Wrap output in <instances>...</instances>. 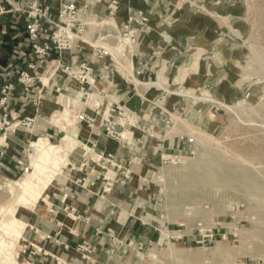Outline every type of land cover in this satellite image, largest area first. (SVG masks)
<instances>
[{
    "label": "crops",
    "instance_id": "crops-1",
    "mask_svg": "<svg viewBox=\"0 0 264 264\" xmlns=\"http://www.w3.org/2000/svg\"><path fill=\"white\" fill-rule=\"evenodd\" d=\"M31 2L48 6L46 18L50 20L60 4H73L86 22L83 34L109 46L125 21L141 17L137 23L140 40L131 54L119 57L121 52L112 50L111 57L98 58L81 43L36 60L25 30ZM107 3L0 0L8 9L0 14V97L3 87L11 85L0 110V119L6 114L9 121L0 130V200L5 184L26 166L31 136L50 142L61 138L66 129L87 147L83 150L81 146L72 155L70 163L81 161L77 172L72 176L68 167V175L47 190L44 200L40 198L32 210L22 214L25 226L20 253L26 264H126L127 259L158 243L161 223L155 217L158 207L146 179L152 177L161 153L183 152L187 147L184 134L167 131L174 124L170 113L183 116L190 107L192 124L212 125L210 116L205 122L199 116V106L188 104L194 99L189 95L222 97L221 82L239 51L235 27L240 0H116L112 17ZM48 19L41 21L47 32L40 33L36 44L49 42L54 27ZM82 63L91 68V84L81 85L63 72L65 67L76 71ZM22 70L30 79L28 84L18 81ZM84 90L98 96V112L93 110L92 97L87 105L82 104ZM223 92L233 98L235 88ZM65 99L68 112L91 114L94 125L88 127L77 120L72 126L47 122L65 110ZM113 105H125L141 116L140 124L134 122L129 128V140H116L103 132V110ZM208 112L212 114L211 108ZM26 117L33 119L28 130L14 128ZM83 243L89 245V253L79 249Z\"/></svg>",
    "mask_w": 264,
    "mask_h": 264
},
{
    "label": "rangeland",
    "instance_id": "rangeland-1",
    "mask_svg": "<svg viewBox=\"0 0 264 264\" xmlns=\"http://www.w3.org/2000/svg\"><path fill=\"white\" fill-rule=\"evenodd\" d=\"M240 5L242 8L240 14L236 18L235 27L237 34L235 36L239 42V51L229 62L228 71L225 73L224 80L221 82V85L224 86L222 87L224 88V91L229 90L230 88H235L234 96L233 98H227L225 92L220 89L219 94L222 97H212L209 95L205 96L198 94L197 97L203 98L204 100L201 101V99H191L188 101V104L193 105L195 103V105L199 106L198 108L201 110L199 116L204 120V122L206 119L209 120V116L212 118V121H210L212 125H208V128H205V125H200L197 127L191 123V120L194 117L188 115L191 113L189 111L190 107H187V110H185V115L183 116L178 113H170L174 124L170 123L167 131H172L177 134H184L185 137H183V140L187 144V147L183 152L161 153L160 161L157 163V166L152 173V177L146 179V181L149 182V191L151 193L153 192L156 207H158L155 210V217L159 223H161L160 231L161 233L166 232V243L160 244L155 242L152 246H149V248H145V250L141 251L138 256L134 255L133 258L127 259L126 264H189L178 258H169L168 254L166 253L167 251L165 252V250H168V248L186 251L191 255L197 256L196 259L200 258L201 260L203 259L205 261L203 262L202 260L201 262L200 259H197L199 264H264V128L261 126V124H264V121H262L257 114L255 115L249 110L250 107H255L258 109L259 105L264 106V97H261L264 87V79L258 77L260 73H258L259 70H257V68L254 69V67L252 69L248 64L251 60L250 58H252L251 55L253 53L251 54V52H253V49L264 53V22L261 23L259 19V16L264 14V0H240ZM107 12L109 14L108 16L112 17L114 8L112 13L110 12V9H107ZM82 38L88 39V37H86L84 34L82 35ZM112 50L116 51L115 49ZM117 52L120 53L119 50H117ZM119 56L122 55H118L117 57ZM96 97L97 96L92 97V104H94ZM63 101H65L64 104H66V100ZM217 102L225 103L230 106L242 107L243 109L241 111L239 110V114H236L230 111L229 108L218 104ZM75 105L77 104L75 103ZM122 106L127 107L125 105ZM210 108L212 114L208 112ZM128 109L135 114L134 122L140 124L141 116L137 115L134 110L130 108ZM68 111L64 114L62 111L60 113H55L54 116L47 118V122L50 124L65 123V125L68 124L69 126L74 125L76 120L79 121L77 115L74 116ZM106 111L107 109H104L103 113ZM212 115L214 117H212ZM171 126H173V128H170ZM191 128L203 133V135H207L213 141L219 142L223 146L228 147V151L231 150L233 153L235 152L236 154L256 162L255 165H245V169L254 175L253 178L246 179L245 183L247 185H251L256 182V184L260 186V192L256 195L257 198L255 195L251 197L248 195L245 199H239L236 195L230 196L229 194H224L221 192V190L216 188H212L213 190L211 188H204L203 191L206 193V195H204V197L200 200L201 202L197 204L199 212L203 211L204 214H194L193 212L191 213V216L189 215L190 221L183 219L182 216L170 217L168 215L169 213L167 209H165L166 195L170 191L177 188L178 185L185 180V177L188 173L187 170L190 169L192 165H194L198 155L204 151L203 147L198 145L196 143V139L192 137L193 133H191ZM65 131L67 133L65 132L61 138H57L55 141L50 140V142L53 144H57L58 142L64 143L66 141V135L76 138L75 134L67 131L66 129ZM165 134H167V132ZM131 137L132 134L130 130L125 128V130H123L121 133V140L126 141L131 139ZM30 138L31 139L28 141V148L30 147L27 152L28 160L25 166L28 168L27 172L32 171V168L28 166V164H30V155L32 153L31 142L37 140L39 137L35 136L32 138L31 136ZM78 143L80 142L78 141ZM260 143L263 144L260 145ZM210 151L213 152L215 150L212 149ZM72 154V150L67 152L66 158L68 162L62 167L59 175L54 179V182H52L45 190V194H47L52 189V186L55 187L58 185L57 181L63 180L68 175V167L70 168V161L73 159ZM89 156L90 154L86 155V157ZM226 161L233 162V160L229 159L227 156ZM25 167L22 168L21 173L16 178L11 180H17L25 176L27 173L24 171ZM173 172H179L180 174L171 175ZM73 175L74 174H72V176ZM262 189L263 191H261ZM1 198L0 206H12V203L9 201V194L5 190L2 193ZM247 198H250V202ZM231 199L232 201H230ZM216 200L220 201L221 203V213L214 212V210H216V204H213L212 202ZM252 201L256 203H253ZM259 201L261 202L259 203ZM209 205H213V207ZM19 209L20 210L17 214V217L23 220L22 214H26L30 209ZM257 209H260V212L262 213H259ZM252 210L254 211L252 212ZM256 212H258V215H256ZM253 213L255 216H253ZM253 225L255 228H257L255 231ZM249 230L253 232H250ZM199 231H204V235L212 234V242L210 243L207 237L200 239V242H198L196 238L194 239L195 234ZM260 238L261 240L258 241ZM21 241L22 238L20 243L14 242V248L12 249L13 256L16 259L22 258L20 253ZM225 248L228 249L225 250ZM213 250H216V253ZM226 251H230L231 253L230 255L232 257L229 259H225L224 254L222 253H225ZM212 252L215 254H212ZM200 255L203 256L201 257ZM1 260L2 256L0 255V261Z\"/></svg>",
    "mask_w": 264,
    "mask_h": 264
},
{
    "label": "bare ground",
    "instance_id": "bare-ground-1",
    "mask_svg": "<svg viewBox=\"0 0 264 264\" xmlns=\"http://www.w3.org/2000/svg\"><path fill=\"white\" fill-rule=\"evenodd\" d=\"M259 19L261 23L264 22V14L259 16ZM115 50L117 51V49ZM252 51H253L251 52V54L253 53L251 55L252 58H250L251 60L248 63L249 67L252 69L254 67H255L254 69L257 68V70L260 71V72L258 71V73H260L258 77L264 79V53L258 52L254 49ZM250 72H253V71H250ZM45 79L47 80V78H44V80ZM190 97L194 98V100L195 99H201V101L204 100L203 98L196 97V95H190ZM261 97H264V87H263V92L261 94ZM218 104H221L229 108L230 111L236 114H239L238 113L239 110L241 111L243 109L242 107L230 106V105H227L221 102ZM64 106H65L64 108L65 110L63 111V114L67 113L68 111L66 104H64ZM249 110L253 114L255 115L257 114L260 117V119L264 121V106L263 105H259L258 109H256L255 107H250ZM261 126L264 128V124H261ZM191 131H192L191 133H193L192 137L196 139V143L198 145H201L203 147L204 151L200 153V155H198V158L196 162L194 163V165H192L191 168L187 170L188 173H187V176L185 177V180L181 182L177 188L170 191L166 195V208L165 207L164 208L167 209L169 213L168 215L170 217L171 216H182L183 219L189 220V215L191 216V213L193 212L194 214H197V213L204 214L203 211L199 212L197 208V204L200 203L201 202L200 200L204 197V195H206V193L203 191L204 188H211V189L216 188V189L221 190V192L224 194H229L230 196L236 195L239 199H245L248 195L250 197L255 195L256 197L257 193L260 192V186L256 184V182H254V184H251V185H247L245 183L246 179H250L254 177V175H252L250 171L245 169V165L247 164L255 165L256 162H254L253 160H249V158H245L239 154H236L235 152L233 153L231 152V150L228 151V147L223 146L219 142L213 141L207 135H203V133L197 130H194L191 128ZM262 144L263 143H260V145ZM79 145L80 143H78V140L70 135H66V141L64 143L58 142L57 144H53L49 142L46 138H41V137L31 142L32 153L30 155V164H28V166L32 168V171L27 172L28 171L27 170L26 171L27 173L25 174V176L17 180L8 181L4 186V190L9 194V201L12 203V206L11 207H5L3 205L0 206V255L2 256V260L0 261V264H26L23 258H18V259L14 258L13 251H12V249L14 248V242L20 243V240L22 238V232L25 226L24 221L17 217V214L19 213V210H20L19 208L32 210V208L35 206L36 202L40 198L43 199L46 197L45 190L48 188V186L52 182H54V179L59 175L62 167L65 166L66 163L68 162L66 158L67 152H70L72 150L73 152L72 155H74L77 151H80L81 146L84 148L83 150H87L86 146L82 144L80 146ZM212 149L215 151L211 152L210 150ZM226 156L229 157V159H232L233 162L226 161ZM80 162L75 161L74 164L70 163L72 174L77 172L76 168L80 166ZM179 174H180L179 172L171 173V175H179ZM261 191H263V189ZM230 201H232V199ZM256 202H253V203H256ZM260 202L261 201H259V203ZM212 203L216 204V208H215L216 210H214V212L219 213L221 209L220 201L216 200V201H213ZM209 206L213 207V205H209ZM256 206H259V205H256ZM253 211L254 210H252V212ZM257 211L259 213H262L260 212V209L259 210L257 209ZM258 212H256V215H258L257 214ZM253 216H255L254 213H253ZM253 228H254V231L255 229H257L255 228V226ZM250 232H253V231H250ZM244 233H247V232H244ZM161 234L162 235L158 243L165 244L166 243L165 241L166 232L161 233ZM260 240L261 238L258 241ZM263 243H264V240H263ZM226 249L228 248H225V250ZM165 252L168 254L169 258H172V259L178 258V259H181L183 262H186L189 264H199L197 262L198 258L196 259L197 256L191 255L186 251L168 248V250H165ZM214 252L216 253V250ZM214 252H212V254ZM222 253L224 254L225 259H229L230 257H232L230 255L231 254L230 251H226L225 253L224 252ZM195 255H199V254H195ZM200 256L202 257L203 255H200ZM203 262L205 261L203 260Z\"/></svg>",
    "mask_w": 264,
    "mask_h": 264
},
{
    "label": "built area",
    "instance_id": "built-area-1",
    "mask_svg": "<svg viewBox=\"0 0 264 264\" xmlns=\"http://www.w3.org/2000/svg\"><path fill=\"white\" fill-rule=\"evenodd\" d=\"M107 1L108 9L110 12H113V8L115 5L114 0H105ZM14 10H21V8H15L12 6ZM48 6H40L35 2H31L27 5V17L29 18L28 23L25 26V30L28 34V38L33 42L32 49L35 55L36 60H45L48 58L52 51L57 53L72 48L73 46L80 47L81 43L87 44L91 52L94 56L101 57H111L112 49H117L121 53L120 55H128L131 54L139 41V29L137 28V23L142 21L143 18H129L125 21L119 33L115 36V42L112 46H109L104 43H96L93 39H84L82 35L84 33L86 22L80 19L77 15V8L73 4H60L56 16L54 20H50L46 18L48 16ZM8 12V9L0 4V14ZM43 19H48L49 22L53 25V30L49 33V42L45 45L36 44V40L38 39L40 33L47 32L41 25V21ZM104 37L99 38V41H103ZM117 61V59H113V62ZM29 67H33V65H29ZM63 72H66L69 76L77 79L81 85L91 84L93 81L90 79L91 68L82 63L78 70L73 71L69 67L63 68ZM18 81L20 83L28 84L30 79L28 78L27 73L22 70L18 73ZM11 85L4 86L1 90L2 96L0 97V110L4 108L5 105V92ZM83 87L81 88V90ZM82 104L87 105L90 97H94V95L86 94L85 90L83 92ZM37 104V101L34 102V105ZM69 105V102L67 103ZM101 104L98 96L95 98V104L93 105L94 111H99ZM135 114L131 112L127 107L122 105H113L110 106L105 113H103L102 125L103 132L110 138H114L116 140H121V133L125 128L129 129L134 122ZM6 114H2V118L0 119V130L9 126V121L6 117ZM77 118L80 122H84L88 127H92L95 123V118L86 112L79 111L77 114ZM33 119L26 117L22 120L18 121L14 128L23 127L24 129L30 128L32 125ZM32 151V149H31ZM107 160L110 161L112 158L111 154L106 156ZM28 168H24L26 172ZM109 189V185H107ZM204 231H199L195 234L194 239L200 242V239L208 238V241L211 243L212 234L204 235ZM79 249L85 253L90 252V247L88 244L83 243L79 246Z\"/></svg>",
    "mask_w": 264,
    "mask_h": 264
}]
</instances>
